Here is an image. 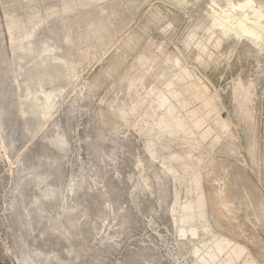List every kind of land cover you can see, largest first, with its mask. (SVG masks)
I'll use <instances>...</instances> for the list:
<instances>
[{
    "label": "rangeland",
    "instance_id": "374dc122",
    "mask_svg": "<svg viewBox=\"0 0 264 264\" xmlns=\"http://www.w3.org/2000/svg\"><path fill=\"white\" fill-rule=\"evenodd\" d=\"M263 4L0 0V264H264Z\"/></svg>",
    "mask_w": 264,
    "mask_h": 264
},
{
    "label": "bare ground",
    "instance_id": "6f19581e",
    "mask_svg": "<svg viewBox=\"0 0 264 264\" xmlns=\"http://www.w3.org/2000/svg\"><path fill=\"white\" fill-rule=\"evenodd\" d=\"M247 1H248V0H246V2H247ZM258 4H259V3H258ZM259 5H260V4H259ZM259 5H258V6H259ZM263 5H264V4H263ZM261 6H262V5H261ZM258 9H259V8H258ZM260 9H261V7H260Z\"/></svg>",
    "mask_w": 264,
    "mask_h": 264
}]
</instances>
